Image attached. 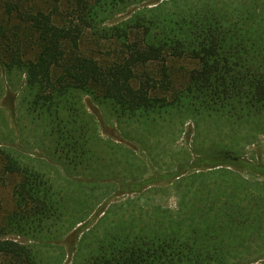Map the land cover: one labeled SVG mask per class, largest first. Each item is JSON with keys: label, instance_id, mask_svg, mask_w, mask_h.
Returning a JSON list of instances; mask_svg holds the SVG:
<instances>
[{"label": "trees", "instance_id": "1", "mask_svg": "<svg viewBox=\"0 0 264 264\" xmlns=\"http://www.w3.org/2000/svg\"><path fill=\"white\" fill-rule=\"evenodd\" d=\"M90 40L113 46L98 53ZM184 57L195 65L179 82L167 60ZM8 88L52 142L48 157L0 144L12 200L0 201V264H64L69 253L68 264H264V153L219 146L116 178L106 193L161 190L162 180L179 199L104 209L109 199H91L86 180L109 145L83 99L122 117L180 102L230 122L264 115V0H0V97ZM120 149L115 166L128 150L139 159Z\"/></svg>", "mask_w": 264, "mask_h": 264}, {"label": "rangeland", "instance_id": "2", "mask_svg": "<svg viewBox=\"0 0 264 264\" xmlns=\"http://www.w3.org/2000/svg\"><path fill=\"white\" fill-rule=\"evenodd\" d=\"M137 5L139 4L127 6L125 10L116 13L109 19V22L113 23L126 18L132 12L133 7ZM99 41L93 43L90 40L89 49L104 54L108 48L113 46L108 40ZM167 62L171 64V74L176 76L179 82L183 80L186 70L195 65L192 59L185 57L169 58ZM15 95L16 92L8 88L6 93L0 97V144L13 145L20 150L46 157L47 151H49L47 147L49 148L52 142L51 136L43 131L35 121L30 122L29 118L19 110L17 99L14 100ZM83 99L87 109L96 118L97 129L103 144L109 145V149L100 151L104 153L103 168L94 164L93 170L87 172L89 177L86 180L88 183L92 182V187L95 185L96 189L99 188L89 195L92 196L91 199L100 198V203L106 197L109 199L104 209L107 206L109 209L114 208L118 204L126 209L136 204L140 205L142 202L145 204L160 203L173 208L179 199L172 184L166 185L162 180L156 182V185L163 186L161 190H141V194L134 192L110 194L109 191L106 193V189L115 190L117 188L116 178L136 179L140 177L139 179H141L153 171L163 172L173 169L179 162L188 159L202 149L209 154L227 151L220 149L219 146L222 148L223 146L233 147L245 156L257 157L259 153H264L263 114L238 122H230L225 117L215 114L197 113L190 108L191 106L187 102H180L179 104H169L164 111H161V114L158 113L152 119L144 114L138 115L136 112L130 113L134 115L122 117L116 116L107 107L92 101L88 95H84ZM97 144L99 143L97 142ZM123 147L135 149V155L139 159L133 158L134 153L131 150L125 151L122 159L124 164L121 168V166H115V153L118 157V154L123 152L120 149ZM187 153L189 154L187 155ZM48 159L56 163L54 160ZM56 168L59 170L60 166H56ZM65 169L72 175L74 172L84 171L82 166L77 171L70 165ZM96 178L105 179L107 186L100 185ZM0 201L5 207L11 206V179L9 178H5L3 182L0 180ZM115 212L119 213L121 209L116 208ZM90 215H88L89 219ZM70 256V253L64 254L62 262L68 264Z\"/></svg>", "mask_w": 264, "mask_h": 264}]
</instances>
